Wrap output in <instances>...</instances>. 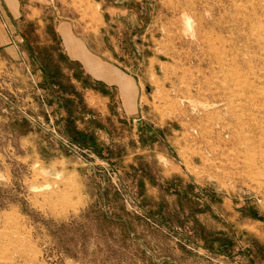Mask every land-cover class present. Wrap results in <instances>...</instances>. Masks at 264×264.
Listing matches in <instances>:
<instances>
[{
	"label": "rangeland",
	"instance_id": "1",
	"mask_svg": "<svg viewBox=\"0 0 264 264\" xmlns=\"http://www.w3.org/2000/svg\"><path fill=\"white\" fill-rule=\"evenodd\" d=\"M0 264H264V0H0Z\"/></svg>",
	"mask_w": 264,
	"mask_h": 264
},
{
	"label": "bare ground",
	"instance_id": "2",
	"mask_svg": "<svg viewBox=\"0 0 264 264\" xmlns=\"http://www.w3.org/2000/svg\"><path fill=\"white\" fill-rule=\"evenodd\" d=\"M193 25H194V24H193ZM194 26H195V25H194ZM202 31H203V30H202ZM216 35H217V34H216ZM216 35H215V36H216ZM220 36H221V35H220ZM221 44H222V43H221ZM222 57H223V56H222ZM236 107H237V106H236ZM247 162H248V161H247Z\"/></svg>",
	"mask_w": 264,
	"mask_h": 264
}]
</instances>
